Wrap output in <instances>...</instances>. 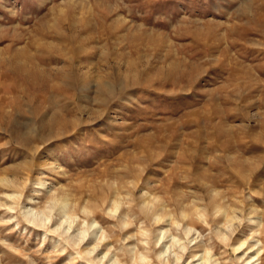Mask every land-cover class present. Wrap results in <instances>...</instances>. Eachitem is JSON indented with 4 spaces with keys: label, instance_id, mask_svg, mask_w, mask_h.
Segmentation results:
<instances>
[{
    "label": "rangeland",
    "instance_id": "374dc122",
    "mask_svg": "<svg viewBox=\"0 0 264 264\" xmlns=\"http://www.w3.org/2000/svg\"><path fill=\"white\" fill-rule=\"evenodd\" d=\"M257 248L264 0H0V264Z\"/></svg>",
    "mask_w": 264,
    "mask_h": 264
},
{
    "label": "bare ground",
    "instance_id": "6f19581e",
    "mask_svg": "<svg viewBox=\"0 0 264 264\" xmlns=\"http://www.w3.org/2000/svg\"><path fill=\"white\" fill-rule=\"evenodd\" d=\"M41 184V183H40ZM66 205V202H64V201H60V203H59V206H60V209L62 210L64 207H66L65 206ZM155 204L154 203H152V204H150L149 206H148V208L151 210V213H152V215H156L157 217H155L156 218V221H159L161 218L159 217L160 215H162V214H164L163 213V210H164V208L163 207H155L154 206ZM118 206V205H117ZM182 208V207H181ZM65 209V208H64ZM63 209V210H64ZM159 210H161V212L162 213H158V211ZM251 211H253L254 210V208H253V210L252 209H250ZM64 212H65V210H64ZM65 213H67V212H65ZM68 214V213H67ZM66 214V215H67ZM181 214L182 215H184V217H186L187 215H186V213L183 211V213L181 212ZM183 217V218H184ZM234 218H235V216H232V218H230L229 220H228V222L230 223L232 220H234ZM47 220V219H46ZM44 222H45V220H44ZM43 222V223H44ZM94 224H96L95 223V221H92L91 223H90V227L92 226H94ZM231 224H229V226H230ZM229 226H227V228L229 227ZM57 230V229H56ZM85 232V231H84ZM162 232V231H161ZM160 232V233H161ZM86 235V234H85ZM223 235V234H222ZM84 239V238H83ZM224 240H225V238H224ZM245 244V242L244 241H242L239 245H238V248H236L237 250L238 249H240L243 245ZM184 245V244H183ZM183 245H181V249L183 248L184 249V246ZM96 247H93L92 249H89L87 252L88 253H90V252H92V251H94V249H95ZM182 249V250H183ZM261 250L262 249H258L257 248V251L255 252V254H253V255H251L250 254V256H248L247 257V259H246V262H251V264L252 263H254V262H256V261H259V264H264V263H262V261H263V256H264V253H260L261 252ZM252 251H250V253H251ZM170 253V252H169ZM202 257H203V255H202ZM178 259H180V257L179 256H176V259L175 260H178ZM101 261V260H100ZM209 261V257L207 256V254H205V256H204V259H203V261H202V264H206L207 262ZM214 263V262H213ZM112 264H120L119 263V261L117 260V258H115L114 259V261L112 262ZM256 264V263H255Z\"/></svg>",
    "mask_w": 264,
    "mask_h": 264
}]
</instances>
